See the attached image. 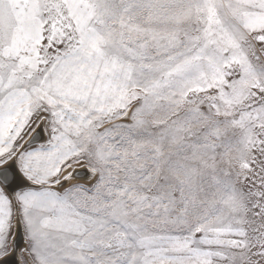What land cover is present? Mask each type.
Returning <instances> with one entry per match:
<instances>
[{
  "label": "snow or ice",
  "instance_id": "1",
  "mask_svg": "<svg viewBox=\"0 0 264 264\" xmlns=\"http://www.w3.org/2000/svg\"><path fill=\"white\" fill-rule=\"evenodd\" d=\"M0 264H264V0H0Z\"/></svg>",
  "mask_w": 264,
  "mask_h": 264
}]
</instances>
